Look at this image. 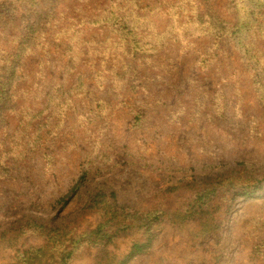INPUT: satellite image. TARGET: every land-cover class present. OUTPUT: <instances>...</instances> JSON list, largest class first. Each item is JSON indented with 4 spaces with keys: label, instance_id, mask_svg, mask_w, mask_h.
I'll use <instances>...</instances> for the list:
<instances>
[{
    "label": "rangeland",
    "instance_id": "rangeland-1",
    "mask_svg": "<svg viewBox=\"0 0 264 264\" xmlns=\"http://www.w3.org/2000/svg\"><path fill=\"white\" fill-rule=\"evenodd\" d=\"M148 3L153 5L150 0ZM224 3L212 2L214 14L224 15ZM153 9L154 24L164 31L176 22L188 26L194 22L197 9L203 12L205 7L195 0L184 7L183 15H171L162 3ZM49 29L52 38L56 29ZM84 34L86 47L98 49L93 57L102 60L98 67L118 68L107 72L111 81L105 84L96 78V69L85 64L78 68L81 76L85 75L86 88L66 96L74 109L67 113V129L80 131L76 149H55L56 160L50 166L39 156L30 165L1 171L5 179L0 178V255L15 254L11 230L28 222L74 224L77 220L82 229L97 225L98 215H80L97 186L114 191L118 203L128 211L144 213L157 206L159 193L181 180L215 175L233 165L244 164L264 180V113L253 112L251 99L238 111L237 91L217 83V73L226 77L239 68L232 45L227 46L230 62L225 57L216 59L219 52L212 38L174 32L161 39L156 34L152 39L157 51L133 57L126 49L99 48L107 33L93 29ZM64 50L63 43L61 53ZM61 53L56 52L57 57ZM212 58L219 62L208 71L201 61ZM65 61L55 58L49 65L47 87L61 82ZM246 72L241 67L236 74L246 76ZM109 84L112 89H107ZM180 87L187 90V96L176 92ZM101 101L109 108L107 113ZM135 113H143L141 122H135ZM91 162L101 165L70 204L59 211V199ZM196 225L181 226L165 215L155 230L152 248L127 264H264V197L239 199L220 229L200 240ZM26 239L33 244L40 242L30 234ZM130 246L129 240H122L114 250L122 255ZM95 256L96 251L86 248L72 264H97ZM15 260L0 258L2 263Z\"/></svg>",
    "mask_w": 264,
    "mask_h": 264
},
{
    "label": "trees",
    "instance_id": "trees-1",
    "mask_svg": "<svg viewBox=\"0 0 264 264\" xmlns=\"http://www.w3.org/2000/svg\"><path fill=\"white\" fill-rule=\"evenodd\" d=\"M148 1L0 0L1 179H5L1 171L6 168L9 172L14 165H30L39 156L50 166L56 160L55 149L77 148L80 131L76 127L67 129V113H73L74 109L66 96L80 94L86 88L85 75L82 77L78 68L85 64L96 69V78L100 77L102 84L110 80L107 72L114 73L118 68L98 67L102 60L93 58L98 49L84 44V33L93 29L107 33L99 48L126 49L133 57L153 55L158 49L152 39L156 34L161 39L174 32L179 36L212 38L219 52L216 59L225 57L228 61L227 46L232 45V54L239 57V68H234L226 77L217 73V83L237 91L238 111L243 110L244 101L251 99L253 112L264 113V0H225L223 16L214 14L212 2L215 0H196V4L204 3L205 10L197 9L194 22L189 27L177 22L170 24L165 32L154 24L153 5L162 3L171 15L175 12L183 15L184 7L195 0H150L153 5ZM49 28L56 29L52 38ZM63 43L65 50L61 53ZM56 52L66 60L65 71L59 84L47 87L49 65L60 58ZM213 59L201 61L206 70H212L219 62ZM241 67L247 71L246 76L243 73L237 76L236 71ZM112 88V84L107 86ZM182 88L176 92L182 91L187 96V90ZM101 102L103 112L107 113L109 108ZM135 115V122H141L143 113ZM85 165L74 186L59 199V211L79 194L101 164ZM263 197L264 180L258 179L244 164L225 168L215 175L181 180L159 193L157 206L144 213L128 211L118 203L114 191L97 186L80 214L82 217L98 215L97 225L82 229L77 220L74 224L28 222L11 230V242L17 248L15 254L11 251L0 255V258L10 256L17 260L0 264H72L86 248L96 251L97 264H127L152 248L155 230L165 215L181 226L197 224L196 228H200L197 240H200L220 229L239 199ZM29 234L40 242L33 244L27 240ZM122 240H129L131 246L117 255L114 249Z\"/></svg>",
    "mask_w": 264,
    "mask_h": 264
}]
</instances>
